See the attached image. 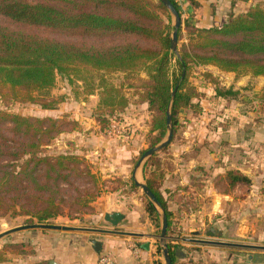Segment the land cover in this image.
Returning a JSON list of instances; mask_svg holds the SVG:
<instances>
[{"label": "trees", "instance_id": "trees-1", "mask_svg": "<svg viewBox=\"0 0 264 264\" xmlns=\"http://www.w3.org/2000/svg\"><path fill=\"white\" fill-rule=\"evenodd\" d=\"M171 1L182 18L177 52L172 50V16L159 0H0V99L54 110V101L41 96L49 95L61 75L81 83L88 97L99 98L95 118L107 123L129 106V98L107 75L128 78L144 73L146 79H138L134 88L152 115L149 148L168 136L169 110L176 137L179 115L198 107L193 100L199 93L189 82L195 68L212 66L237 77H264V0H233V6L239 1L256 4L245 13H229L226 23L211 28L183 19L178 3ZM184 30L187 43H180ZM216 92L222 98L238 95L232 89ZM259 102L264 105V93ZM79 124L68 117L0 111V216L53 225L61 217L74 220L93 212L91 204L103 189L92 164L75 154L43 155L45 146ZM161 165L154 154L144 166V176L168 219L169 235L173 214L160 191L165 177ZM250 184L238 170L215 178V187L226 194ZM146 210L159 228L157 208L148 201ZM168 247L175 264L176 248ZM8 253L30 251L24 244H7L0 249V264Z\"/></svg>", "mask_w": 264, "mask_h": 264}, {"label": "crops", "instance_id": "crops-1", "mask_svg": "<svg viewBox=\"0 0 264 264\" xmlns=\"http://www.w3.org/2000/svg\"><path fill=\"white\" fill-rule=\"evenodd\" d=\"M181 4H178L181 11L197 27L211 28L221 27L226 22L222 19V23L216 24L217 11L225 4L232 8L233 0H183ZM240 7L237 2L233 9L235 14L244 13ZM228 12L231 13V9ZM208 69L211 74L216 71L214 67ZM90 126L94 130L90 128L87 143L98 155L95 157L90 151L87 156L95 160L94 163L98 161L95 164H99L98 171L105 181L102 195L93 204V212L73 222H61L66 224L61 227L72 230L35 228L4 236L0 239V249L7 244H24L30 253H8L7 261L2 264H102L104 259L111 264H165L159 251V229L146 210L149 200L136 185V182L146 183L143 168L139 169L136 164L133 170L131 161L133 155L137 156L136 151L120 143L106 144L107 140L101 143L102 135L97 133L96 127ZM257 135L252 133L240 143H236L234 134L216 136L219 145L216 157L222 158L224 163L216 175L238 170L251 182L238 186L229 194L215 187L214 178L213 187L203 186L205 191L212 188L207 193L196 191L192 170L187 171L190 145L195 137L182 133L179 143L176 137L173 140L170 155L175 165L171 164L168 170L161 165L165 177L160 191L173 214L168 243L176 248L175 264H264V251L254 249L264 247V125L259 137ZM225 146L228 147L225 149ZM109 180H119L120 185L110 187ZM129 184L137 190L130 193ZM191 198L197 203L194 208L190 206ZM207 206L210 212H206ZM108 213H120L124 219L114 227L104 220ZM93 240L101 244L99 251L95 250ZM205 241L236 246H215L203 243Z\"/></svg>", "mask_w": 264, "mask_h": 264}, {"label": "rangeland", "instance_id": "rangeland-1", "mask_svg": "<svg viewBox=\"0 0 264 264\" xmlns=\"http://www.w3.org/2000/svg\"><path fill=\"white\" fill-rule=\"evenodd\" d=\"M175 1L179 5H182L181 3L183 0ZM239 2L240 8L244 13L250 9L252 4H256L251 3L248 5L244 4L245 2ZM260 2L264 6V1ZM230 9L231 12L235 10V13L239 11L238 7L234 9V6L231 8L230 5H222L221 9L217 11V18L215 17L216 24L222 23V19H225L224 21L227 22V18L223 17H228V10ZM183 19L192 22L196 26L191 19H188V15L184 12ZM173 24L174 22L172 19V25ZM187 38V33L184 30V37L180 43H187ZM209 67L212 68V66L195 68L190 75L189 82L199 93L198 97L193 100L198 107H196V109L185 110L179 115V126L176 135V142L178 143L180 141V134L182 133H189V135L192 134V136L195 137L191 144L192 146L190 145L189 162H187L189 166L187 171L190 172L192 170L191 179L194 177L196 191L203 194L205 192L207 193L209 189H212L209 188L205 191L206 188L203 186L209 185V187H213V178H217L218 175H216V172H218L221 165L224 164L222 158L219 156L216 157V149L219 148L216 136L234 134L236 143H240L246 138H249L252 133L255 135L258 134L257 137H259L260 128L264 125V105L259 102L264 93V77H237L235 73L223 72L215 67V73L211 74L210 69H208ZM146 77L144 73L128 78L121 73L107 75L109 83L114 87L121 88L124 95L129 98L128 108L117 116L110 117L107 123L101 122L98 116L95 118L99 98L96 95L88 97L83 93L84 87L81 83H77L78 81H75V79H69L61 75L57 76L56 85L50 91L49 95L41 96L42 98L48 99V102L54 101V110H44L38 104L1 98L0 111L19 114L25 117H50L55 119L68 117L74 121L79 120L78 122L80 124L74 132L58 135L56 139L44 147L43 155L57 156L61 154H75L84 158L88 163L92 164L93 170L99 173L102 189L104 190L103 185L105 181L103 182L102 176L98 171L99 164H95L98 161L94 163L95 160L92 161L93 159L87 156L90 151L94 153L95 157L98 155V152L95 154V150L90 148L91 146L87 143V138L90 136L91 132L89 131L90 128L94 130V128L91 126L89 127V125L92 124V126L96 127L97 133L102 135L103 139L101 143L107 140L106 144H108V142H112L116 145L120 143L121 145L124 144L127 149L132 150V152L136 151L137 156L134 157L133 155L131 161L134 170L141 156L150 149L149 130L152 123V115L148 111L147 104L140 103L141 99L137 94L138 90L134 88V86L138 84V79H146ZM76 84L80 86V89ZM217 89H232L234 92H238V95L236 98H222L217 95ZM192 121L195 122L191 124ZM86 127L88 129L84 130ZM166 138L164 140H166ZM174 139L175 137L173 140ZM170 145L166 151L157 153L158 156H161V160L163 161L161 164L166 170L171 169V164L172 166L175 165L173 157L170 155ZM221 146V149L224 148L222 143ZM227 147L228 146H225V149ZM166 160L167 162L164 163ZM147 161L148 159L143 162L139 169L143 168L144 171V166ZM147 171H145L144 174H148ZM107 184L113 187L120 185V182L119 180H109ZM128 190L131 191L130 193H133L137 189H134L129 184ZM139 191L144 196L143 191ZM97 200L98 198L96 201ZM94 202L91 204L92 208H94ZM196 205L197 203L193 199L190 206L194 208ZM206 208V212H210V209H208L209 206ZM91 213L81 215L77 219H81ZM74 220L61 217L54 220L52 223L57 226H65L66 224H62L61 222H73ZM29 225L31 224H28L27 217H12L10 214L1 215L0 235L15 228ZM158 229L160 233L161 220ZM159 251L162 252L161 246Z\"/></svg>", "mask_w": 264, "mask_h": 264}, {"label": "water", "instance_id": "water-1", "mask_svg": "<svg viewBox=\"0 0 264 264\" xmlns=\"http://www.w3.org/2000/svg\"><path fill=\"white\" fill-rule=\"evenodd\" d=\"M159 1L162 2V4L167 8L168 12L172 16V19L174 22V24H173L174 31L172 33V50L174 52H177L178 34H179V29L182 26V18H181L180 12L178 11V9L176 8V6L174 5V3L171 0H159ZM167 123H168V136H167L166 140H164L159 145L152 147L149 150H147L143 154V156H141L140 161L137 164V167H140L145 160L149 159L154 154L160 152L164 147H166L167 145L170 144V142L172 141V138H173L172 116H171L170 110L167 113ZM136 185L142 189L144 195L148 198V200L156 208H158L161 211V213H160L161 230H160V234H159L158 238H159V241H160V244L162 247V255H163L165 264H173V260H172V257L170 255V251H169V247H168V240H169L168 219H167L166 215L164 214L163 209L161 208L158 199L153 194V192L150 190V188L147 186V184L146 183L142 184V183L136 182ZM123 219H124V216L120 213H108L104 217L105 222H107L108 224H110L114 227H117L122 222ZM35 228L49 229V230H72L70 228H65V227H61V226H57V225H42V224L36 225V224H34V225L15 228L13 230L5 232L4 234L0 235V239L4 236L8 235V234H11V233H15V232L26 230V229H35ZM93 232L102 233L103 231L93 230ZM203 243L215 245V246H236V245L231 244V243L218 242V241H205ZM92 244L94 245L95 250L99 251L101 244L96 240H93ZM254 249L264 251V247H254ZM51 264H54V262H52Z\"/></svg>", "mask_w": 264, "mask_h": 264}, {"label": "built area", "instance_id": "built-area-1", "mask_svg": "<svg viewBox=\"0 0 264 264\" xmlns=\"http://www.w3.org/2000/svg\"><path fill=\"white\" fill-rule=\"evenodd\" d=\"M102 264H111V262L107 259L102 260Z\"/></svg>", "mask_w": 264, "mask_h": 264}]
</instances>
